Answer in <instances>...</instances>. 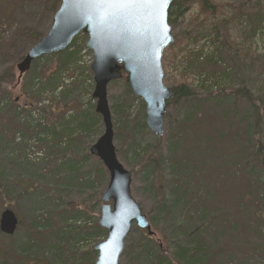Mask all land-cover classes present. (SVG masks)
Returning a JSON list of instances; mask_svg holds the SVG:
<instances>
[{
  "label": "rangeland",
  "instance_id": "374dc122",
  "mask_svg": "<svg viewBox=\"0 0 264 264\" xmlns=\"http://www.w3.org/2000/svg\"><path fill=\"white\" fill-rule=\"evenodd\" d=\"M59 1H0V84L4 87V90L0 88V173L3 174L1 187L5 189L7 186L13 191L10 196L1 193L0 189V215L9 209L22 222L13 236L14 244L10 249L33 239L29 244L32 256L21 259L16 252L10 253L1 258L0 263L83 264V253L89 252L90 246L94 247L90 239L81 240V235L93 231L94 223L100 217L102 202L97 210L90 199V187L97 190L106 181L96 171L90 172L89 163L83 161L86 151L96 144L104 132L101 116L95 112L96 100L92 97L95 83L91 71L93 54L86 48L88 38L79 37L77 46L83 45L84 49L69 67L70 71L67 67L62 69L60 56L50 55L34 62L31 70L21 80L18 79L17 66L35 46V34L43 37L48 34L55 15L54 5ZM257 2H261L263 14L258 22L252 24L250 15L255 12L254 9H258ZM213 5L219 12L216 20L209 21L200 12V7L194 5L182 21L172 26L176 42L163 57L166 87L171 89L178 84L192 83L195 76L192 72L187 74L186 67L201 51L204 57L200 62L202 70L199 73H202L203 81L206 77L209 79L208 88L215 82L222 84L224 79L230 78L229 85L223 83L219 86L235 89L240 84L239 77L226 75L230 71L229 67L241 71L244 67L242 63L246 62V66L257 69L256 65L264 61V0H214ZM221 21L230 23L227 33L234 43L233 49L221 46L226 43L223 29L218 34L214 33V28L219 29ZM251 30L255 33L253 36ZM218 48L223 49V56L218 62H207L205 58L217 54ZM242 50L250 52V58H241L244 55ZM23 52L26 53L21 55ZM261 71L258 68V73ZM262 80L253 78L251 89L254 96L264 93ZM125 85L126 76L108 87L114 145L124 168L131 173L134 167L137 170L136 176H132L133 197L150 220L152 230L156 233L154 241L166 249L172 240V227L180 216L172 219L164 216L157 225L154 224L152 219L156 216L158 202L145 193L142 170L144 160L147 157H159V152L154 149L164 151L167 140H158L161 137H156L147 127V131H143L137 140L143 147L149 145L151 150L145 159H134L130 151L135 128L142 120H146V110L142 101L132 93L134 99L129 98L125 93ZM61 91H66V95H61ZM208 91L206 89L201 95L207 135L225 141L235 135L242 148V162L230 174L215 172L214 169L205 173L204 181L216 187V192H223L217 194L222 198L216 202L215 212L204 211L203 217L212 225L200 240L204 248L209 250L213 264H264V228L255 231L254 225V229H251L244 208L237 207L240 203L239 193L247 196L253 194L246 205L251 211L250 223L257 225L264 218V186H256L264 178V173L254 169L255 155L260 153L264 143V117L260 125L256 124L261 132L251 134L248 132L249 125L254 126L255 121L249 101L238 97L224 103L214 97L218 88L207 99L205 95ZM83 113H94L99 119L98 126L89 133L82 129ZM261 113L264 114V108ZM167 114L170 119L177 116L172 108ZM229 124L233 127L231 131L226 128ZM165 126L168 132V117ZM220 158L219 165L223 160L222 152ZM93 166L97 168L96 163ZM107 177L105 187L109 184L108 173ZM24 181L28 184L17 185ZM195 183L200 185L199 178ZM238 186L242 188L240 191ZM190 192L189 195L195 193ZM162 194L159 199H162ZM88 210L93 211V214H85ZM35 220L39 230L31 232L29 226ZM195 223L197 219L185 222L180 228L181 234L184 235L187 227L189 231L196 229L198 225ZM141 232L134 229L126 242V251L129 246L141 244ZM183 238L181 236L178 241ZM137 249L134 248L130 255L124 254L120 264H145L140 261ZM87 261L86 257L84 262Z\"/></svg>",
  "mask_w": 264,
  "mask_h": 264
},
{
  "label": "trees",
  "instance_id": "16d2710c",
  "mask_svg": "<svg viewBox=\"0 0 264 264\" xmlns=\"http://www.w3.org/2000/svg\"><path fill=\"white\" fill-rule=\"evenodd\" d=\"M213 3L214 0H176L172 4L169 11V23L171 26L178 24L190 12L194 5H198L200 7V12L204 14L206 18L210 19L209 21L216 20L219 12H217L215 9L216 6L213 5ZM60 4L61 0L54 5L55 13ZM257 5L258 9H254L255 12L250 15V22H252V24L258 22L263 14L261 2H257ZM247 6L248 4L245 2V7ZM229 24V22L221 21L219 29L218 27L214 28V33L216 32L218 34L223 29V35L226 38V43H223L221 46L224 47L225 45L227 49H233L234 43L230 41L227 33L229 30ZM254 34L255 33L252 31L251 36ZM42 37L43 36H40L39 34H35L33 37L34 45H36ZM215 41L216 40H214V42ZM77 42H79V37L75 39L72 45L65 52L57 55L62 58L60 62L62 69L67 67L70 71L69 67L78 58L81 50L84 49L83 45L78 47ZM222 51L223 49L218 48L216 50L217 54H212L211 57L205 59H207V62L209 63L218 62V59L223 56ZM242 51L244 55L242 54L241 58L244 56L247 59L250 58V52L247 50ZM25 53L26 52H23L21 55ZM238 54L239 53H237V55ZM203 57V51H201L193 61H189V64L186 67L187 74H191L192 72L195 76L192 83H182L171 88L173 97L167 103V109H175L177 116L174 119H170L168 114L166 116V118L168 117L167 129L169 133L166 132L167 134L164 135L165 137L163 136L158 139L167 140L164 143V151H156V149H154L155 152H159L157 154L159 157H147L151 150L149 149V145H147V147H143V145L138 144L137 137L141 136L143 131H147L145 119L142 120L140 125L135 128L133 146L130 153L133 155L135 160L139 158L145 159L147 157V159L144 160L142 170V187L144 188L146 194L153 196L156 203L158 202L156 216L152 219L154 224L157 225L164 216H166L167 219H172L178 215L180 216L179 221H177V223L172 227V240H170L166 249H162L161 245H159L157 241H154L152 237H149V235L144 231L141 232L142 238L139 246H129L128 251L125 249L126 252L124 251V254L130 255L134 251V248H139L137 249V255L139 256L140 261L145 264H213V262L210 261L209 250L204 248L205 245L200 240L202 235L212 225V223L206 222L205 217L203 216L205 215L204 211L210 210L215 212L214 209L216 208V202L222 198L217 194L218 192L221 193L223 191L218 190V192H216V187H213L212 184L204 181V175L207 171L212 169H214L215 172L225 171L229 174L235 172L240 167L242 162V148L239 146V141H237L235 135H231L227 141L223 138L215 140L207 135V129L205 127L206 118L204 119L202 116V93L208 89L209 91L205 95V98L208 99L212 95L213 90L218 88V93H214V97L221 99L224 103L230 102L231 99L235 100V98L238 97L246 98L250 103L251 115L255 121L254 126L249 125L248 132L251 134H254L256 131L261 132L257 129V125L261 124L264 117V114L261 113L264 108V93L254 96L253 90L251 89V82H253V78H263L261 83H264V61L261 60L262 64L256 65L257 69H251L249 66H246V62L242 63V66L244 67L241 71H238V69H235L234 67H229L230 71H228L226 75L229 77L238 75L239 77L240 84L235 89L228 87L226 89V87L219 86L223 85V83L225 85H229L230 78L224 79L222 84L215 82V85L209 86L208 88L207 84L209 83L207 82L209 79L206 77V80L203 81V77L201 75L202 73H199V71L202 70V64H200V62ZM258 68L262 69L259 73ZM0 88L4 90V87L1 84ZM125 93L130 96L129 98L134 99L128 85H125ZM60 94L66 95V91H61ZM113 107H116V105ZM81 118L84 120L81 122L83 127L82 129L88 133L99 124V119L94 113H83ZM226 128L228 131H231V129L233 130L231 124H229ZM54 135L56 136L55 133ZM258 150L260 151V148ZM263 150L264 143L261 145L260 153L255 155L256 164L254 169L260 170L264 173ZM155 152L152 153L154 154ZM221 152L223 153V160L219 165L218 161H221ZM83 161L89 163L90 172L96 171L98 175L103 178L105 177L106 182L99 189L96 190L93 186L90 187V199H92L95 203L94 206L96 209L99 210L103 191L107 188L105 187L108 178L107 171L101 162L90 154V150H87L84 154ZM94 163L97 164V168L96 166H93ZM134 168L132 170V176H136L137 174V170ZM2 177L3 174L1 172V193L5 192L6 195L12 196L13 191L10 187L6 186L5 189L1 187L3 186L1 183ZM198 178L200 185L195 183ZM263 179L256 183L257 187H261L262 185L264 186ZM21 184L28 183L24 181L18 183L17 185ZM14 185H16V183H14ZM241 189L242 188L238 186V190L240 191ZM190 191H194V195H189V193H191ZM160 194L163 195L162 199H159ZM239 194H241L239 197L240 203L237 207L238 209L244 208L243 212H245L247 219L249 218L248 222L251 229H254V225L255 231L264 228V218L261 221H258L257 225L254 222L250 223L251 211L246 208V205L248 203V199L251 198L250 196L253 194L248 196L244 193ZM85 214H93V211H85ZM194 219H197V223L195 224H197L198 227L191 231H189L190 228L187 227L186 231H184V235H182L180 231L182 225L185 222H192ZM21 223L22 222L20 221V225ZM48 223L49 220H47L46 224L48 225ZM29 228L31 232L39 230L37 220L33 221ZM181 236H184V238L181 241H178V238ZM105 238L106 231L100 228L98 222L94 223L93 231L85 234L83 233L81 235V240L85 241L90 239L92 241V245L94 246L95 244L102 242ZM30 240L27 241L28 243H20L19 246L16 245V247L14 246V248L10 249L14 244L13 237H7L0 233V259L15 252L17 253L18 258H29L32 256V248H30L31 246H29V244L33 241V239L31 241ZM10 241H12V243H10ZM93 248V246H90L89 252L83 253V264H95L97 253L93 251ZM86 257L88 258V261L84 262ZM0 264H5V262L1 261Z\"/></svg>",
  "mask_w": 264,
  "mask_h": 264
},
{
  "label": "water",
  "instance_id": "95a60500",
  "mask_svg": "<svg viewBox=\"0 0 264 264\" xmlns=\"http://www.w3.org/2000/svg\"><path fill=\"white\" fill-rule=\"evenodd\" d=\"M175 1L166 0L158 8L140 5L130 13L110 10L111 14L101 18L98 10L83 0H62L48 34L17 66L21 80L37 60L66 51L79 35L88 36L86 47L94 57L93 99L97 103L96 114L104 125V133L90 154L101 161L110 177L98 221L107 238L93 248L98 255L95 264H120L126 241L135 227L154 235L147 215L133 197L132 175L117 156L108 87L126 75L131 93L146 106L147 127L157 137L164 135L167 102L173 92L164 85L162 60L165 50L175 43L168 20ZM18 227L16 213H1L2 234L14 236Z\"/></svg>",
  "mask_w": 264,
  "mask_h": 264
},
{
  "label": "snow or ice",
  "instance_id": "6c2138e0",
  "mask_svg": "<svg viewBox=\"0 0 264 264\" xmlns=\"http://www.w3.org/2000/svg\"><path fill=\"white\" fill-rule=\"evenodd\" d=\"M84 3L98 10V14L103 18L111 14L110 10H117L121 13L129 12L140 5H150L158 8L166 0H83Z\"/></svg>",
  "mask_w": 264,
  "mask_h": 264
}]
</instances>
